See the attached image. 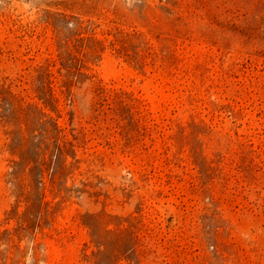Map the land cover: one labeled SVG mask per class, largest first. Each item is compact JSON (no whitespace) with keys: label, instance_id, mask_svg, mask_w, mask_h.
Wrapping results in <instances>:
<instances>
[{"label":"rangeland","instance_id":"obj_1","mask_svg":"<svg viewBox=\"0 0 264 264\" xmlns=\"http://www.w3.org/2000/svg\"><path fill=\"white\" fill-rule=\"evenodd\" d=\"M64 14L104 44L73 103ZM40 67L75 143L71 191L51 227L7 223L0 124V264H264V0H0V84L37 102Z\"/></svg>","mask_w":264,"mask_h":264},{"label":"trees","instance_id":"obj_2","mask_svg":"<svg viewBox=\"0 0 264 264\" xmlns=\"http://www.w3.org/2000/svg\"><path fill=\"white\" fill-rule=\"evenodd\" d=\"M65 23L73 28H56L60 48V81L57 88L66 101L74 102V87L82 88L91 76L85 59L98 57L104 49L103 41L94 35H83V21L74 16L62 15ZM73 42L79 46V57L67 50ZM115 44V43H114ZM64 48V50H63ZM87 61V60H86ZM38 72L37 102L25 100L13 92L11 87L0 84V124L6 128L8 150L14 157L9 183L12 186L15 203L5 213L6 221H16V230L33 232L36 228L51 227L65 194L71 189L68 178L74 173L76 158L74 140H64L60 118V101L49 67H40ZM94 93L105 101L104 89L94 86ZM53 113L58 114L57 117ZM75 139V138H74ZM48 193L51 199H48ZM60 198L58 201L56 199ZM24 211L19 214V209ZM11 235L10 231H7ZM11 238V236H9Z\"/></svg>","mask_w":264,"mask_h":264}]
</instances>
